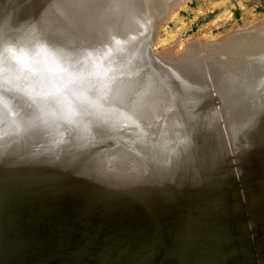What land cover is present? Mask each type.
<instances>
[{
    "label": "bare ground",
    "instance_id": "bare-ground-1",
    "mask_svg": "<svg viewBox=\"0 0 264 264\" xmlns=\"http://www.w3.org/2000/svg\"><path fill=\"white\" fill-rule=\"evenodd\" d=\"M180 3L0 0V50L37 37L71 53L125 39L130 71L112 97L135 101L142 129L81 131L47 150L29 129L48 113L0 56V264H264V18L156 50ZM71 71L37 79L77 119Z\"/></svg>",
    "mask_w": 264,
    "mask_h": 264
},
{
    "label": "clouds",
    "instance_id": "clouds-1",
    "mask_svg": "<svg viewBox=\"0 0 264 264\" xmlns=\"http://www.w3.org/2000/svg\"><path fill=\"white\" fill-rule=\"evenodd\" d=\"M127 41L110 37L107 42L92 48H83L75 53L51 45L44 38H34L30 44L7 42L0 50L4 71L25 74L26 83L20 91L38 111H47L49 119H42L29 131L44 142L47 150L54 151L79 138L81 131L95 135L111 131L135 136L142 131L140 120L134 110L135 101L125 99L114 102L112 89L115 83L130 70L125 57ZM68 70L74 83L82 87L74 94L71 113L65 111V101L49 92L37 77L43 69ZM7 81V76L5 77ZM4 137L12 129H3Z\"/></svg>",
    "mask_w": 264,
    "mask_h": 264
},
{
    "label": "rangeland",
    "instance_id": "rangeland-1",
    "mask_svg": "<svg viewBox=\"0 0 264 264\" xmlns=\"http://www.w3.org/2000/svg\"><path fill=\"white\" fill-rule=\"evenodd\" d=\"M180 2L181 5L174 6L167 18L162 20L163 24L158 26L156 36L158 40L165 41L154 43L156 50L168 44L174 46L175 43L177 48L174 49L181 51L186 42H193L198 38L203 41L204 37L206 41L212 42L227 32L252 26L264 18V0H180ZM250 21L255 23L248 26Z\"/></svg>",
    "mask_w": 264,
    "mask_h": 264
}]
</instances>
